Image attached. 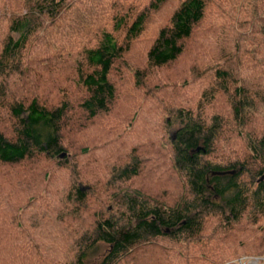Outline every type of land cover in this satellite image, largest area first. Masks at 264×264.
<instances>
[{"label":"trees","instance_id":"obj_1","mask_svg":"<svg viewBox=\"0 0 264 264\" xmlns=\"http://www.w3.org/2000/svg\"><path fill=\"white\" fill-rule=\"evenodd\" d=\"M124 1L0 0L1 163L57 157L80 123L111 111L114 73L171 0ZM222 5L230 28L217 32L210 84L196 104L183 97L169 108L176 125L169 159L180 188L153 196L143 186L122 187L145 169L136 153L112 169L105 188L92 182L85 190L74 173L66 198L85 210L74 215L85 231L59 264H240L264 255V0ZM213 6L179 0L152 30L145 66L175 62ZM195 81L205 82L198 74ZM101 193L115 200L113 215L90 212V196Z\"/></svg>","mask_w":264,"mask_h":264},{"label":"rangeland","instance_id":"obj_2","mask_svg":"<svg viewBox=\"0 0 264 264\" xmlns=\"http://www.w3.org/2000/svg\"><path fill=\"white\" fill-rule=\"evenodd\" d=\"M106 1L110 4L113 0ZM117 2L115 0V4ZM178 2L171 0L152 19L145 35L125 56L120 70L114 73L119 93L111 111L93 123H80L79 128L73 129V133L67 135V147L61 154L64 156L19 164L0 162V264H59L66 250L76 246L85 229L78 228L74 215L85 210L66 198L74 173L85 178L80 185L85 190L92 182L101 183L100 186L105 188V183L111 180L112 169L123 166L128 157L136 153L143 158L145 169L132 182L123 181L122 187L143 186L153 196L170 194L180 188L169 159L168 140L176 128L169 108L174 101L181 102L183 97L197 103L203 88L212 79L211 71L208 72L210 64L219 59L217 32L230 28V21L227 18L229 8L222 5L224 0H214L212 11L202 28L188 40L184 53L165 67L149 69L145 66L149 36L161 21L168 18ZM121 4L126 3L121 0ZM237 30H242L239 25ZM227 39L224 37L219 44L228 43ZM247 49L250 50L251 46ZM240 56L245 60L250 57L244 52ZM138 69L140 74L144 72L142 82L136 78ZM197 74L205 80L203 86L194 83ZM158 102L163 109H159ZM165 105H168L167 109ZM65 156L69 162L60 165L58 159ZM96 194L88 200L90 212L101 207L98 213L113 215L117 206L111 193L106 196L105 193ZM81 226H86L85 221ZM24 248V253L28 254L23 255ZM250 260L253 257L239 259Z\"/></svg>","mask_w":264,"mask_h":264},{"label":"built area","instance_id":"obj_3","mask_svg":"<svg viewBox=\"0 0 264 264\" xmlns=\"http://www.w3.org/2000/svg\"><path fill=\"white\" fill-rule=\"evenodd\" d=\"M260 260V258H258ZM258 259H254L250 260L249 262L247 261H239L240 264H244V262H247L248 264H258L259 260Z\"/></svg>","mask_w":264,"mask_h":264},{"label":"water","instance_id":"obj_4","mask_svg":"<svg viewBox=\"0 0 264 264\" xmlns=\"http://www.w3.org/2000/svg\"><path fill=\"white\" fill-rule=\"evenodd\" d=\"M198 150H199V148H198ZM65 154H63V155H61V156H64ZM261 179H264V176L261 178Z\"/></svg>","mask_w":264,"mask_h":264}]
</instances>
